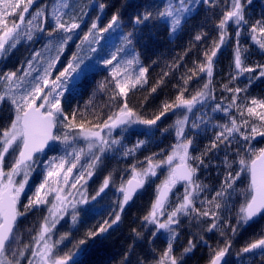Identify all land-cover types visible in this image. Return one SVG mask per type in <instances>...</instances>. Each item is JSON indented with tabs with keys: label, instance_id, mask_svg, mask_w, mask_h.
I'll return each mask as SVG.
<instances>
[{
	"label": "snow or ice",
	"instance_id": "1",
	"mask_svg": "<svg viewBox=\"0 0 264 264\" xmlns=\"http://www.w3.org/2000/svg\"><path fill=\"white\" fill-rule=\"evenodd\" d=\"M253 7L0 0V61L26 48L14 67H0V264H87L149 189L118 264H187L201 248L205 264H264V146L254 143L264 140V96L250 94L264 82V60H251L264 57V11L252 20ZM161 26L170 42L188 39L149 58ZM229 47V72L217 80ZM136 91L146 92L139 107L129 102ZM84 92V104H73ZM169 114L175 119L161 127ZM165 137L172 142L160 147ZM213 168L216 183H206ZM101 213L81 231L85 217Z\"/></svg>",
	"mask_w": 264,
	"mask_h": 264
},
{
	"label": "trees",
	"instance_id": "2",
	"mask_svg": "<svg viewBox=\"0 0 264 264\" xmlns=\"http://www.w3.org/2000/svg\"><path fill=\"white\" fill-rule=\"evenodd\" d=\"M251 13V19L255 20L260 17V14L262 11H264V0H254V7L249 10ZM188 37L184 36L182 39H177L175 41H169L166 32L163 30V27L161 26V30L157 33L155 40L151 41L149 44V48L145 51V55L149 58H156V56L159 53H165L169 52L170 49H175L176 51H180L181 49L177 46L182 45L187 41ZM246 43V41H242ZM154 50H158L156 54L154 55ZM231 49L226 48L222 54L219 55L217 66H216V78L217 80L223 78L226 76V74L229 72V63H230V53ZM26 54V48L24 45H21L18 47L17 50H15L11 56L6 61H0V67H3V65L6 63L8 67H14L18 60L22 59L24 55ZM252 61H259L264 60V57H260L259 55H253L251 57ZM150 62L146 60V63ZM152 76H155L157 73H159L160 68L154 67L151 70ZM105 75L104 72H100L96 75L95 79L99 80L102 79ZM151 80V76H150ZM92 85H89V88H91ZM146 94L144 91H136L130 95V103L139 107V102L143 99V96ZM251 95H257V96H264V82H257L254 87L250 89ZM159 98H150V102L147 104V108L145 109L146 112L152 111L160 102V99H163V94L159 93L157 94ZM88 99V92H84L83 95L77 96L75 99H73V104L79 102L81 105L84 104V102ZM172 115L169 114V117L164 120V122L161 124V127H166L168 124L172 122ZM132 140L135 139V136L131 138ZM172 142L171 137H165L163 140V143L160 144V147H165L168 144ZM255 146L261 147L264 146V140L257 139V141L254 142ZM153 151L157 150L156 148L152 149ZM138 158L142 159V155H139ZM126 163V162H124ZM124 164H121V167H123ZM162 178V177H161ZM202 178L205 179L206 183L209 184H215L216 183V170L210 169L209 173L202 175ZM100 179L94 178L93 182H90V188L89 192L91 193L92 189L97 187ZM38 182V181H37ZM159 181H157L158 183ZM247 183V178H244V181L238 185V187H243L244 184ZM31 193H29L30 195ZM152 190L149 189L147 192H145L143 195H141L137 201L136 205L130 210L129 215L125 217L124 223L121 226L119 230L114 232L110 237H108L105 247L96 253L90 254L87 257H85L87 264H118L120 260V254L122 252V248L126 246L130 241L128 239V234L130 232V226L132 215L136 214H142L143 209H145L148 205V202L151 198ZM112 196V193H109V197ZM109 197H106L102 203H107ZM41 216V213L36 212L31 215H29L26 219H24L21 222V228L30 227L36 219H38ZM103 216V213L91 216V217H85L84 224L81 225V231H83L84 228L90 226L91 224L95 223L97 220L101 219ZM264 222V221H262ZM138 223V222H137ZM257 225H253L251 228H249L244 234L238 238L236 242V247L238 248L240 244H242L246 239H248L253 231L256 229ZM66 228H60V231H66ZM78 235V234H77ZM186 239V234L181 237V242H183ZM217 237L216 236H210L209 242L215 244ZM164 246L163 239H159L156 241L155 247L157 249H160ZM180 245H177V251H179ZM206 252L207 249H198L194 256H192L191 259H188L187 264H205L206 259ZM202 256L204 257L202 259Z\"/></svg>",
	"mask_w": 264,
	"mask_h": 264
},
{
	"label": "rangeland",
	"instance_id": "3",
	"mask_svg": "<svg viewBox=\"0 0 264 264\" xmlns=\"http://www.w3.org/2000/svg\"><path fill=\"white\" fill-rule=\"evenodd\" d=\"M171 118H172V120H174V119H175V117H174V116H172Z\"/></svg>",
	"mask_w": 264,
	"mask_h": 264
}]
</instances>
